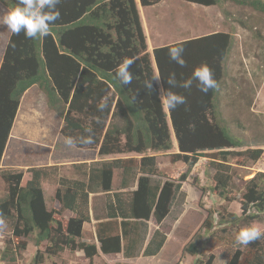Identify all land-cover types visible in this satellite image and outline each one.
Returning a JSON list of instances; mask_svg holds the SVG:
<instances>
[{
  "label": "trees",
  "instance_id": "obj_1",
  "mask_svg": "<svg viewBox=\"0 0 264 264\" xmlns=\"http://www.w3.org/2000/svg\"><path fill=\"white\" fill-rule=\"evenodd\" d=\"M160 1L140 0V3L143 7H150ZM182 1L220 7L231 2L264 14V0ZM0 3L11 9L15 7L16 0H0ZM57 7L60 19L50 26L47 36L26 39L23 32L18 35L11 32L5 47L0 67V165L21 100L34 85L44 92L50 108L62 116V135L72 137L74 146L78 148L99 149L101 155L168 152L173 147L172 135L176 137L180 153L173 158L185 162L188 169L180 177V184L167 182L161 190L154 191L155 198L160 193L155 209L159 223L169 212L173 192L181 193L182 183L186 182L200 159H211L210 165L216 169L214 182L219 193L224 195L233 181V167L227 159L243 156L255 162L263 156L262 148L236 151L244 147L245 142L231 132L217 101L225 76V64L234 46L232 34L216 33L156 48L153 56L161 85L153 81V88L149 90L144 86L145 81L157 75L136 0H62ZM223 15L228 16L225 11ZM177 44H183L185 49L183 67L168 56V49ZM126 57L134 59L130 69L134 78L131 84L122 85L115 78V72ZM205 62L213 71L218 88L204 94L197 81H193L190 89L173 87V92L186 97V104L166 111L159 98L160 86L170 87L166 81L171 73L176 74L179 84L190 78L193 70ZM102 100L107 107L99 111L97 106ZM85 129H91V144L81 143L80 138L89 135ZM116 163L124 166L125 162L120 160ZM156 167L155 156H146L140 161L143 173L156 174ZM27 172L31 175L29 180H25L22 169L1 170L6 196L0 200V219L4 222L0 231L5 225L12 228L11 240L0 251L1 261L18 262L27 249L25 239L35 236L36 246L43 242L49 244L45 252L49 256L58 258L65 250H80L91 260L89 264H93L92 260L98 255L97 246L82 241L83 224L90 221L89 191L85 187L73 191L72 184L68 185L61 179V186L66 190L64 194L58 190L57 199L76 214V218L65 227L56 219L58 213L49 210L45 202L43 183L50 175L49 169L30 168ZM110 173L108 170L104 173L106 182ZM124 173V178L128 177L133 169L125 167ZM261 178H264L262 173L252 178L242 195V214L249 219L258 218V215H249L251 205L258 212L264 211V190L258 185ZM127 185L124 179L123 186ZM147 190L149 179L141 177L137 196L147 195ZM151 197L154 196L151 194ZM202 228L210 233V237L215 236L211 233L214 228L211 216ZM107 233V228L102 225L98 231L101 251L104 254L120 253V235ZM252 250L249 264H264V235L254 241ZM185 252L197 258L195 264H215V255L207 261L198 259L199 248L195 242H190ZM45 254L38 250L33 264H44ZM239 255L237 252L229 264H240ZM127 256L131 258L130 254ZM224 259L228 260V256Z\"/></svg>",
  "mask_w": 264,
  "mask_h": 264
},
{
  "label": "rangeland",
  "instance_id": "obj_2",
  "mask_svg": "<svg viewBox=\"0 0 264 264\" xmlns=\"http://www.w3.org/2000/svg\"><path fill=\"white\" fill-rule=\"evenodd\" d=\"M136 4L157 76L153 56L156 48L216 33L234 36V46L225 64V76L219 87L217 101L231 132L245 142V146L236 151L264 149V14L231 2H226L221 7L202 6L182 0H162L150 7H143L140 0H136ZM6 10L8 9L0 3V16ZM223 11L227 12V18ZM10 35L11 31L0 23V67ZM158 84L161 85L160 81ZM37 105H42L40 100ZM50 124H53L51 119L41 116L36 121L35 128L45 131L52 128ZM15 143L16 140H12L10 147ZM211 156L217 157L215 154ZM210 161L208 158L200 159L192 169L187 185L183 183L181 189L184 196L180 195V206L186 203L190 208L183 217L181 226L171 231L180 241V257L187 259L186 255L189 253L183 250L190 242H195L199 248L198 259L207 261L211 255H215V264H229L230 259L240 252L239 263L249 264L254 242L247 246L241 245L237 243L236 235L242 227L252 224L259 225L262 236L264 235V211L258 212L251 205L249 215H258V218L249 219L248 216H243L241 210L242 195L246 192L248 182L258 173L264 174V154L255 162L243 156L227 159V163L233 167V181L224 195L219 193L217 183L214 182L216 169L210 165ZM182 166L180 177L187 172V167ZM27 179L26 177L25 180ZM258 185L264 190V178L259 180ZM5 196L6 185L0 172V200ZM209 216L212 217L214 228L211 233L215 234L214 237H210V233L202 228ZM62 220L66 227L71 219L63 215ZM222 230L226 232L223 233ZM11 238L12 228L5 225L0 231V251L4 250ZM25 242L27 249L18 262L8 263L0 259V264H33L37 251L45 254L49 246L46 242L36 246L35 236L26 238ZM226 255L228 260L224 259ZM44 258V264H84L80 256L69 250H65L58 258L47 254ZM174 258L175 255L166 254L162 261L169 264ZM194 259L196 261L197 258ZM95 264L144 263L116 256L107 260L100 258Z\"/></svg>",
  "mask_w": 264,
  "mask_h": 264
},
{
  "label": "crops",
  "instance_id": "obj_3",
  "mask_svg": "<svg viewBox=\"0 0 264 264\" xmlns=\"http://www.w3.org/2000/svg\"><path fill=\"white\" fill-rule=\"evenodd\" d=\"M39 100L42 105H37ZM41 116L52 120L53 124H50L52 128L45 131L35 128L36 121ZM63 126L62 116L50 108L44 92L34 85L21 100L2 158L0 172L5 168L22 169L25 178L29 180L31 175L27 172L28 169H49L50 175L43 183L45 202L49 210L58 213L55 217L61 222L63 215L69 220L76 218V214L65 208L62 201L57 199L58 190H61L62 194L66 190L61 186V179L67 181L68 185L71 183L73 191H80L81 187H85V190L89 191L90 221L83 224L82 241L97 246L98 255L92 260L93 264L100 258L107 260L116 256L127 261L139 260L144 264H164L162 260L166 254L175 255L169 264H193L195 259L191 254L186 255L187 259L180 257V241L171 232L181 226L183 217L190 208L186 203L180 206V195L183 193L173 192L169 212L163 221L159 223L155 218L160 193L155 198L154 191L159 188L161 190L167 182L180 184L181 166L188 169L185 162L173 158L180 153L176 137L172 135L173 147L168 152L101 155L99 149L68 146L61 133ZM14 139L16 143L10 147ZM146 156L156 157V174L140 171V161ZM120 160L125 162L124 166L116 163ZM111 165H114V168L109 171ZM125 167L132 168L133 173L124 178ZM107 170L111 173L110 179L106 182L104 173ZM141 177L149 179V190L143 197L137 196ZM124 179L128 183L127 186H123ZM188 179L183 183L186 184ZM48 193L50 194L47 196ZM151 194L154 197H151ZM102 225L107 228V234L120 235L122 240L120 253L104 254L101 251L98 231L102 229ZM74 252L80 256L84 264L91 262L83 251ZM127 254H130L131 258H128Z\"/></svg>",
  "mask_w": 264,
  "mask_h": 264
},
{
  "label": "clouds",
  "instance_id": "obj_4",
  "mask_svg": "<svg viewBox=\"0 0 264 264\" xmlns=\"http://www.w3.org/2000/svg\"><path fill=\"white\" fill-rule=\"evenodd\" d=\"M62 0H16L15 7L6 10L2 16H0V23L5 25L8 30L13 34L24 33L26 39H36L39 37H45L50 32V26L60 19V11L58 5ZM183 44H177L171 46L168 49V56L170 60L183 67L185 60ZM155 60V59H154ZM134 63L133 58H124L118 65L115 78L122 85H129L132 83L134 75L132 73L131 66ZM153 81L159 83L160 78L153 77L151 80L145 81V87L149 90L153 88ZM193 81L198 82V87L201 92L207 94L209 90L218 88V81L214 78V73L207 65V63H201L193 70L190 78L177 82L176 74L171 73L166 81L170 86L169 88L161 87L159 90V98L163 107L166 110H175L178 106L186 104V97L177 94L171 90L173 87H181L184 89H190ZM98 110L103 111L107 107V103L102 100L98 104ZM85 132L89 133L87 136L80 138L81 143L91 144L93 142L91 136V129H85ZM65 143L68 146H74L75 141L72 137H66ZM4 222L0 219V226H3ZM262 236L261 227L257 224L242 227L236 235L237 243L247 246L250 243L257 241Z\"/></svg>",
  "mask_w": 264,
  "mask_h": 264
}]
</instances>
